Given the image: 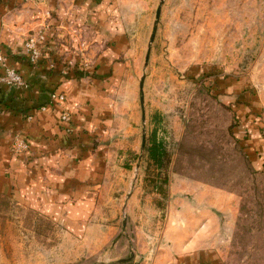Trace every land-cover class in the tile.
Wrapping results in <instances>:
<instances>
[{
  "label": "rangeland",
  "instance_id": "374dc122",
  "mask_svg": "<svg viewBox=\"0 0 264 264\" xmlns=\"http://www.w3.org/2000/svg\"><path fill=\"white\" fill-rule=\"evenodd\" d=\"M13 1L37 17L29 64L89 89L90 125L65 128L52 91L34 109L62 108L63 143L36 155L9 134L26 182L0 188V264H177L176 238L196 242L191 264H264V0H163L146 64L160 0Z\"/></svg>",
  "mask_w": 264,
  "mask_h": 264
},
{
  "label": "crops",
  "instance_id": "0c3cea01",
  "mask_svg": "<svg viewBox=\"0 0 264 264\" xmlns=\"http://www.w3.org/2000/svg\"><path fill=\"white\" fill-rule=\"evenodd\" d=\"M5 1L0 2V51L9 67H13L22 73L26 85L22 88H12L0 84V104L6 105L8 109L7 111H0V188L2 190L9 189L16 183L22 184L24 182L25 184L26 182V177L22 174L25 165L22 164L20 158L9 152L7 146L9 134L19 132L28 136L32 150H35L36 155L37 151L40 152V150L46 152L47 149H56L53 146L56 143L55 140L63 143V140L68 137L59 124L61 107L52 103L54 105L48 106V113H37V110L34 109L38 102L48 101L49 93L52 91L63 92L66 96L63 108L72 112V120L65 128L70 127L73 131H79L90 125L88 116H79L77 113L81 107L80 104L86 98L84 95H90V90L82 89L83 87L81 88L75 79L64 76L59 70H49L44 61L38 66L30 65L23 52V34L37 25V17L33 13V4L30 2L23 3L20 10L22 15H18L20 11H15L11 16H8L9 13L6 14L5 9L10 6L14 8V1ZM54 43L53 40H49V47L54 48ZM0 73H4V67L1 65ZM9 106H13L15 109H10ZM17 107H20L19 110L16 109ZM30 112L34 114V118L31 122H26L24 116ZM43 130H47V133ZM40 133L50 135L54 139L45 140V136ZM73 134L77 133L74 132ZM81 140L87 141L88 138H81ZM46 142H49L48 146ZM51 158L48 156L42 162L56 165V162ZM34 162H37V159ZM169 249L176 254L174 258H178L177 264H191L192 260L199 257L197 254L195 255L199 249H196L194 239L182 243L180 238H176L169 243Z\"/></svg>",
  "mask_w": 264,
  "mask_h": 264
},
{
  "label": "built area",
  "instance_id": "2783aa9c",
  "mask_svg": "<svg viewBox=\"0 0 264 264\" xmlns=\"http://www.w3.org/2000/svg\"><path fill=\"white\" fill-rule=\"evenodd\" d=\"M41 38H42V36H41ZM38 41H39V39L35 35H30V36L26 37V39H25L24 47H25V50L28 53V57L32 63L36 62L37 59L39 58L40 54H41L39 47H37ZM0 61H3V57L1 55H0ZM3 79L8 84H12V85L22 84V74L19 71L15 70L11 67L4 66V78ZM51 98L53 99V101L57 100V101L62 102L64 100V95L63 94H57V96H56L55 94H51ZM61 118L63 120L68 119L67 113L64 112V114L61 115Z\"/></svg>",
  "mask_w": 264,
  "mask_h": 264
},
{
  "label": "water",
  "instance_id": "95a60500",
  "mask_svg": "<svg viewBox=\"0 0 264 264\" xmlns=\"http://www.w3.org/2000/svg\"><path fill=\"white\" fill-rule=\"evenodd\" d=\"M162 2H163V0H160V4L157 7V10H156V13H155V20H154L152 32H151V35H150L148 49H147L146 56H145V64L147 63L148 58H149L150 43L153 41L154 36H155L157 22H158L159 15H160V7H161ZM143 80H144V76H142V78L140 79V82H139V91H140V103H141V107H142V117L144 118V114H143ZM143 143H144V136L142 137V144Z\"/></svg>",
  "mask_w": 264,
  "mask_h": 264
},
{
  "label": "trees",
  "instance_id": "16d2710c",
  "mask_svg": "<svg viewBox=\"0 0 264 264\" xmlns=\"http://www.w3.org/2000/svg\"><path fill=\"white\" fill-rule=\"evenodd\" d=\"M165 154V150L162 145L159 143H153L149 148V155L154 159L155 162H159L162 155Z\"/></svg>",
  "mask_w": 264,
  "mask_h": 264
}]
</instances>
